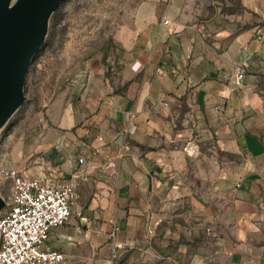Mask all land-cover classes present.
I'll list each match as a JSON object with an SVG mask.
<instances>
[{"label":"crops","instance_id":"0c3cea01","mask_svg":"<svg viewBox=\"0 0 264 264\" xmlns=\"http://www.w3.org/2000/svg\"><path fill=\"white\" fill-rule=\"evenodd\" d=\"M115 42L56 170L78 198L48 246L113 264L118 227V254L264 264V0H144Z\"/></svg>","mask_w":264,"mask_h":264},{"label":"rangeland","instance_id":"374dc122","mask_svg":"<svg viewBox=\"0 0 264 264\" xmlns=\"http://www.w3.org/2000/svg\"><path fill=\"white\" fill-rule=\"evenodd\" d=\"M143 1L65 0L51 17L45 42L26 74L25 102L0 129V195L7 203L0 214L11 199V182L3 171L56 179L57 167L72 153V129L84 123L79 118L92 82L114 80L120 55L115 35L131 23ZM49 245L57 248L55 236ZM113 264L160 262L150 254L128 251L118 254Z\"/></svg>","mask_w":264,"mask_h":264},{"label":"built area","instance_id":"2783aa9c","mask_svg":"<svg viewBox=\"0 0 264 264\" xmlns=\"http://www.w3.org/2000/svg\"><path fill=\"white\" fill-rule=\"evenodd\" d=\"M163 23L168 25L169 20L164 19ZM243 77L240 70L239 79ZM120 134L126 137L128 132L124 129ZM182 151L195 157L198 147L188 142ZM3 174L11 182V199L7 211L0 214V264H66L68 256L50 248L48 241L54 230L69 223L78 198L76 187L57 184L44 176L24 175L14 169ZM118 231L116 227L111 234L113 260L120 249L115 242Z\"/></svg>","mask_w":264,"mask_h":264},{"label":"water","instance_id":"95a60500","mask_svg":"<svg viewBox=\"0 0 264 264\" xmlns=\"http://www.w3.org/2000/svg\"><path fill=\"white\" fill-rule=\"evenodd\" d=\"M0 0V129L25 102L24 84L52 15L65 0ZM6 207L0 196V213Z\"/></svg>","mask_w":264,"mask_h":264},{"label":"trees","instance_id":"16d2710c","mask_svg":"<svg viewBox=\"0 0 264 264\" xmlns=\"http://www.w3.org/2000/svg\"><path fill=\"white\" fill-rule=\"evenodd\" d=\"M53 15H54V14H53ZM53 15H52V16H53Z\"/></svg>","mask_w":264,"mask_h":264}]
</instances>
